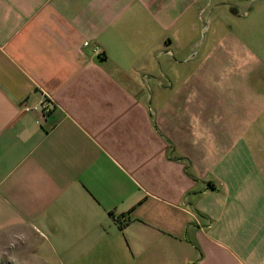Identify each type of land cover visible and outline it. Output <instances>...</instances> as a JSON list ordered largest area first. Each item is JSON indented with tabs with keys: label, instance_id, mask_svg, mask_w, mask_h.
<instances>
[{
	"label": "crops",
	"instance_id": "0c3cea01",
	"mask_svg": "<svg viewBox=\"0 0 264 264\" xmlns=\"http://www.w3.org/2000/svg\"><path fill=\"white\" fill-rule=\"evenodd\" d=\"M258 1L0 0V257L264 264Z\"/></svg>",
	"mask_w": 264,
	"mask_h": 264
},
{
	"label": "rangeland",
	"instance_id": "374dc122",
	"mask_svg": "<svg viewBox=\"0 0 264 264\" xmlns=\"http://www.w3.org/2000/svg\"><path fill=\"white\" fill-rule=\"evenodd\" d=\"M259 4H256L254 6H261V16L255 20V16L257 12L250 13L248 6L241 4H234V3H228L225 2L224 5H222L224 10V16H225V40L226 44H236L241 45L242 47H248L249 49L253 50V52L259 56L263 55V53L260 51V47L264 46V0L258 1ZM257 2V3H258ZM241 8V18H240V30L235 31L233 33L232 27H231V19L233 14L238 13V9ZM247 8V9H246ZM247 12V13H245ZM246 14V15H244ZM250 29L253 31L250 32ZM9 245H6V249ZM5 249V250H6ZM8 254L4 253L1 254L0 257V264H8Z\"/></svg>",
	"mask_w": 264,
	"mask_h": 264
},
{
	"label": "built area",
	"instance_id": "2783aa9c",
	"mask_svg": "<svg viewBox=\"0 0 264 264\" xmlns=\"http://www.w3.org/2000/svg\"><path fill=\"white\" fill-rule=\"evenodd\" d=\"M55 108L54 102L49 97H44V100L39 106L26 105L24 101L20 103V109L24 112H30L32 110H39L43 117L50 115L52 110Z\"/></svg>",
	"mask_w": 264,
	"mask_h": 264
}]
</instances>
